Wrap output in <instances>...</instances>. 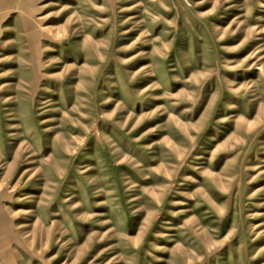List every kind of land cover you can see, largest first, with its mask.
<instances>
[{
    "label": "rangeland",
    "instance_id": "rangeland-1",
    "mask_svg": "<svg viewBox=\"0 0 264 264\" xmlns=\"http://www.w3.org/2000/svg\"><path fill=\"white\" fill-rule=\"evenodd\" d=\"M0 264H264V0H0Z\"/></svg>",
    "mask_w": 264,
    "mask_h": 264
}]
</instances>
